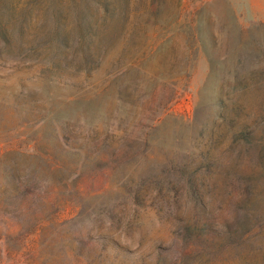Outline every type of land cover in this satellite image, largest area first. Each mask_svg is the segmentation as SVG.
<instances>
[{
  "label": "rangeland",
  "instance_id": "374dc122",
  "mask_svg": "<svg viewBox=\"0 0 264 264\" xmlns=\"http://www.w3.org/2000/svg\"><path fill=\"white\" fill-rule=\"evenodd\" d=\"M0 264H264V0H0Z\"/></svg>",
  "mask_w": 264,
  "mask_h": 264
},
{
  "label": "trees",
  "instance_id": "16d2710c",
  "mask_svg": "<svg viewBox=\"0 0 264 264\" xmlns=\"http://www.w3.org/2000/svg\"><path fill=\"white\" fill-rule=\"evenodd\" d=\"M156 10H157V9L153 10V15L157 12ZM133 11H134L133 14H134L135 16H138L137 13L139 12V10H138L137 8H134ZM197 20H198V19H197V17H196V18H195V21L197 22ZM167 36H168V37H167ZM170 36H171V35H166L165 37L169 38Z\"/></svg>",
  "mask_w": 264,
  "mask_h": 264
}]
</instances>
